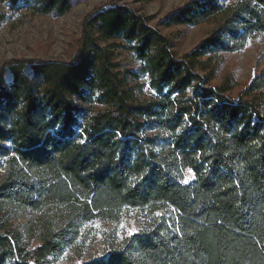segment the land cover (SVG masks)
Returning a JSON list of instances; mask_svg holds the SVG:
<instances>
[{
    "label": "trees",
    "instance_id": "1",
    "mask_svg": "<svg viewBox=\"0 0 264 264\" xmlns=\"http://www.w3.org/2000/svg\"><path fill=\"white\" fill-rule=\"evenodd\" d=\"M82 22L73 61L2 67L0 264H53L85 224L127 209H149L148 230L83 264H264V67L237 96L230 77L211 84L219 56L264 35V0H189L168 13L159 27L213 24L180 57L125 6ZM118 50L138 68L121 71Z\"/></svg>",
    "mask_w": 264,
    "mask_h": 264
},
{
    "label": "rangeland",
    "instance_id": "2",
    "mask_svg": "<svg viewBox=\"0 0 264 264\" xmlns=\"http://www.w3.org/2000/svg\"><path fill=\"white\" fill-rule=\"evenodd\" d=\"M34 1L19 0L17 6L11 7L9 2L0 0V79L3 84L11 81L8 68L5 67L2 71L8 61H73L79 36L83 33L84 17L109 2L149 17L151 27L158 28L170 38L171 50L177 57L192 50L213 28V24L208 23L167 28L158 26L168 13L189 0H151L148 3L141 0H71L70 10L61 16L36 13L30 7ZM105 45L104 42L100 43L102 47ZM115 61L120 64L121 71L124 67L136 70L139 64L131 53L119 50ZM263 67L264 35H257L241 51L219 56L211 84L219 85L226 77H230L234 81L230 94L237 96ZM28 70L25 69V72L30 74ZM261 97L264 98V90ZM261 107L264 115V104ZM190 178L191 175L186 173L185 180L189 181ZM150 213L149 209H127L121 213L119 220H97L85 224L77 244L68 248L53 264H83L98 259L113 248H121L129 236L148 230L152 220ZM159 214L160 209L153 216Z\"/></svg>",
    "mask_w": 264,
    "mask_h": 264
},
{
    "label": "snow or ice",
    "instance_id": "3",
    "mask_svg": "<svg viewBox=\"0 0 264 264\" xmlns=\"http://www.w3.org/2000/svg\"><path fill=\"white\" fill-rule=\"evenodd\" d=\"M184 182L187 183V180H185Z\"/></svg>",
    "mask_w": 264,
    "mask_h": 264
}]
</instances>
